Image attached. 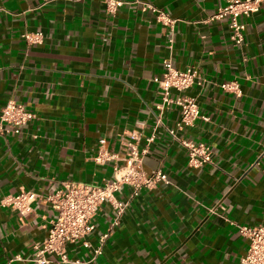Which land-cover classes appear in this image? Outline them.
Listing matches in <instances>:
<instances>
[{"label":"crops","instance_id":"0c3cea01","mask_svg":"<svg viewBox=\"0 0 264 264\" xmlns=\"http://www.w3.org/2000/svg\"><path fill=\"white\" fill-rule=\"evenodd\" d=\"M120 1L110 15L103 0H0V113L12 99L33 114L18 135H0V200L21 190L45 196L67 181L111 180L114 163L94 160L99 147L122 157L124 142H136L131 134L138 133V150H147L144 171L161 170L170 183L130 200L95 261L81 245H69L68 258L238 264L248 249L238 227L264 225V0L241 19L243 47L232 45L226 19L208 20L227 0ZM147 5L176 20L173 30ZM36 32L42 42L28 45L24 33ZM170 54L177 70L194 67L205 80L187 92L200 116L179 137L207 145L211 165L189 167L185 149L168 136L177 107L166 110L154 132L155 80ZM228 82H236L239 95L221 89ZM130 193L124 186L119 197ZM31 209L22 218L0 208V264H35L34 248L46 238L53 213L43 197ZM110 220L104 205L88 238L92 247Z\"/></svg>","mask_w":264,"mask_h":264},{"label":"built area","instance_id":"2783aa9c","mask_svg":"<svg viewBox=\"0 0 264 264\" xmlns=\"http://www.w3.org/2000/svg\"><path fill=\"white\" fill-rule=\"evenodd\" d=\"M262 0H227L226 4L219 8L208 20L210 22L226 19L230 30V41L235 47L245 45V26L242 18H248L260 10ZM105 12L115 14L123 2L120 0H103ZM147 9L156 14L157 22L173 30L176 20L170 18L163 11L151 5ZM24 40L28 45H36L42 42L43 35L40 32L24 33ZM173 39H169L172 46ZM162 76L156 79L158 85L159 103L155 106L154 132L163 126L165 112L172 107H177L180 116L173 129H166L168 136L181 144L187 155V165L198 168L205 164H212L211 149L203 143H195L179 137L187 128L193 126L199 118V105L196 98L187 95V92L196 84L202 86L205 82L199 71L190 67L180 71L174 67L172 55L162 60ZM226 92L239 95L236 82H228L220 85ZM176 95L173 96L172 92ZM33 114L22 104L15 100H8L0 113V135H18L21 130L32 120ZM131 139L136 142H124V156L109 153L103 145L99 147L98 154L94 158L99 165L113 162V178L105 180L102 184H89L67 181L61 188L54 192L41 196L32 190H21L17 194H9L0 200V208H10L16 211L22 218L31 213V204L43 197L53 213L46 238L34 248L31 261L35 264H86L79 260L71 261L67 255L69 245H81L88 249L92 255L90 262L95 261L101 254L110 230L118 226L131 199L142 190H154L159 184H169L170 180L161 170L147 174L143 169V157L147 150H138L137 142L139 134H131ZM151 136L147 142H151ZM260 166L264 171V154L261 156ZM123 161L122 166L118 165ZM124 186L131 189L126 200L119 197ZM104 205L109 206L111 223L108 232L100 235L99 245L92 247L88 238L96 229L95 217ZM239 233L248 240L246 255L238 264H264V225L239 226ZM15 259L20 260L19 257Z\"/></svg>","mask_w":264,"mask_h":264}]
</instances>
